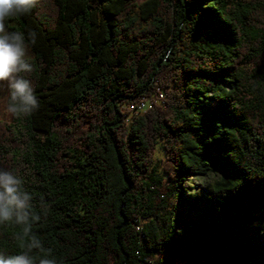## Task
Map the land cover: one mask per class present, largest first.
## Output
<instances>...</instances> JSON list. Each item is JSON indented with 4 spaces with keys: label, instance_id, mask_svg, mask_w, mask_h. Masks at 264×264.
<instances>
[{
    "label": "trees",
    "instance_id": "trees-1",
    "mask_svg": "<svg viewBox=\"0 0 264 264\" xmlns=\"http://www.w3.org/2000/svg\"><path fill=\"white\" fill-rule=\"evenodd\" d=\"M7 27L37 33L40 105L0 120V168L57 264H264V0H41Z\"/></svg>",
    "mask_w": 264,
    "mask_h": 264
},
{
    "label": "clouds",
    "instance_id": "clouds-1",
    "mask_svg": "<svg viewBox=\"0 0 264 264\" xmlns=\"http://www.w3.org/2000/svg\"><path fill=\"white\" fill-rule=\"evenodd\" d=\"M40 4L41 0H0V93L6 95V113L17 119L31 116L40 105L28 78L34 71L30 47L36 44L37 33L10 30L7 22L30 14ZM34 199L22 176L0 168V225L19 229L15 240L21 249L18 255L0 252V264H57L52 249L45 247L33 231L49 211L43 201L37 209Z\"/></svg>",
    "mask_w": 264,
    "mask_h": 264
},
{
    "label": "rangeland",
    "instance_id": "rangeland-1",
    "mask_svg": "<svg viewBox=\"0 0 264 264\" xmlns=\"http://www.w3.org/2000/svg\"><path fill=\"white\" fill-rule=\"evenodd\" d=\"M144 1L145 0H134V2H136V3H142ZM30 57H32L31 51H30ZM5 105H6V95L3 93H0V120L11 122L13 120V117H11L8 113H6ZM164 159H165V153H164L162 147L160 146L154 155V165H155V168L157 170H161V168L163 166V160ZM217 179H218V177L214 176V175L207 176L204 178H195L194 180L191 181V183H192L191 186L198 188L204 184L213 182Z\"/></svg>",
    "mask_w": 264,
    "mask_h": 264
},
{
    "label": "built area",
    "instance_id": "built-area-1",
    "mask_svg": "<svg viewBox=\"0 0 264 264\" xmlns=\"http://www.w3.org/2000/svg\"><path fill=\"white\" fill-rule=\"evenodd\" d=\"M149 100L147 99H143L140 103H138V105H136L138 107V111H141L142 113L146 112L148 110V108H150L149 105ZM133 108V107H132Z\"/></svg>",
    "mask_w": 264,
    "mask_h": 264
}]
</instances>
